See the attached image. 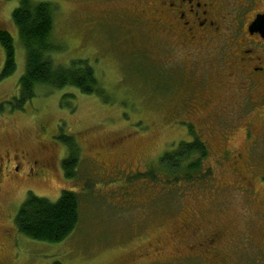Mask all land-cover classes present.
Returning <instances> with one entry per match:
<instances>
[{"label":"rangeland","instance_id":"obj_1","mask_svg":"<svg viewBox=\"0 0 264 264\" xmlns=\"http://www.w3.org/2000/svg\"><path fill=\"white\" fill-rule=\"evenodd\" d=\"M36 1L54 2L59 8L52 42L60 49L53 52L54 62L68 67L75 60L88 61L105 92L38 85L24 110L11 112L8 104L1 109V103L19 94L26 54L12 18L18 1L0 0V28L13 35L18 64L12 75L0 79V154L17 150L35 157L41 150L43 156L53 157L40 178L4 186L0 215L5 214L3 226L16 236L15 245L12 239L5 242L6 264H166L171 258L180 264H264V130L254 127L253 135L261 141L253 145L240 127L223 142L216 133L219 118L224 123L234 117L192 115L179 108V89L187 85L192 71L165 62L166 53L139 35L142 25H122L118 14L126 19L140 11L143 3L138 0ZM227 48L225 41L226 53ZM4 60L0 45V73ZM209 81L210 87L215 76L204 78ZM67 91L76 94L75 110L62 105ZM263 117L256 121L264 123ZM188 124L209 144L211 155L205 163L210 178L166 183L168 170L161 158L173 151L176 163L180 142L192 139ZM63 134H73L82 148L78 176L72 179L62 167L67 155ZM239 154L246 159L232 165ZM244 164L245 179L238 169ZM149 168L157 169L164 182L143 178ZM65 189L80 195V221L66 240H33L17 230L15 217L29 191L56 201ZM185 222L204 234L223 236L217 257L196 258L203 251L196 239L203 234H186ZM190 244L195 246L184 248ZM186 250L197 254L182 261Z\"/></svg>","mask_w":264,"mask_h":264},{"label":"flooded vegetation","instance_id":"obj_2","mask_svg":"<svg viewBox=\"0 0 264 264\" xmlns=\"http://www.w3.org/2000/svg\"><path fill=\"white\" fill-rule=\"evenodd\" d=\"M138 2L143 3L142 9L131 17L123 19L127 16L118 14L122 25L124 22L142 25L138 27L139 35L152 43V47L161 48L166 53L165 62L189 67L192 71L187 85L179 89L183 94L179 108L185 107L192 115L212 112L221 113L217 117L224 114L234 117L231 120L226 117L224 123L219 118L216 133H220L223 142L228 141L231 132L239 127L246 131V138L252 141V145L261 141L259 139L257 142L258 136H254L252 130L256 125L264 130L262 120L261 123L256 121L257 116H264V0ZM225 41L228 43L227 53L223 49ZM231 50L238 53L232 55L229 53ZM255 52L260 55H252ZM212 75L215 81L209 87L210 81L205 83L204 78ZM211 125L215 124L212 122ZM187 126L190 132L193 125ZM225 155L228 156V153L225 152ZM52 158L43 156L41 150L35 157L17 150L0 154V197L4 194L5 184L12 180L40 178ZM244 159L245 156L241 154L234 156L232 165H239ZM245 164L238 168L239 176L244 179ZM0 205H3V199L2 204L0 199ZM2 216L5 218V214L0 215V264H6L5 242L12 239L15 245L16 236L9 227L3 226ZM192 226L191 222L182 225L186 234H203L196 239L195 244L203 246V251L199 250L201 254L196 258L202 255L217 257L223 236L219 232L204 234L202 230L192 229ZM182 242L186 244L189 241ZM194 246L190 244L184 248L192 249ZM186 252L181 253L182 261L193 259L197 254H190L189 250ZM185 253L187 258H183ZM166 264L180 262L171 258Z\"/></svg>","mask_w":264,"mask_h":264},{"label":"trees","instance_id":"obj_3","mask_svg":"<svg viewBox=\"0 0 264 264\" xmlns=\"http://www.w3.org/2000/svg\"><path fill=\"white\" fill-rule=\"evenodd\" d=\"M18 6L12 13L19 37L26 54V70L19 80V94L1 103V109L9 105L11 112L24 110L28 101L36 96L38 85L54 88L76 87L85 94H101L105 90L100 86L94 67L86 60H75L70 66L57 65L53 52L60 47L52 42L57 3L36 0H17ZM0 45L5 52L4 65L0 79L12 75L17 67L16 47L13 35L0 28ZM76 94L67 91L62 97V105L76 109ZM190 142H180L176 149V163L172 161L173 151L162 156V167L168 170L166 183L185 181L188 183L206 181L210 178V168L206 160L211 155L209 144L191 126ZM61 140L67 146V155L62 162L66 178L78 176V167L82 159V148L76 137L63 134ZM143 177L154 183L164 182L157 169H151ZM80 221V195L71 189L63 190L61 196L52 201L36 196L32 191L22 204L15 217L17 230L23 235L38 241L57 243L66 240L76 229Z\"/></svg>","mask_w":264,"mask_h":264}]
</instances>
